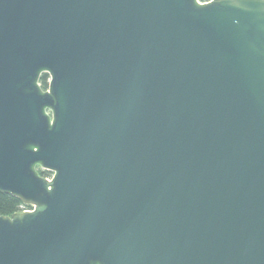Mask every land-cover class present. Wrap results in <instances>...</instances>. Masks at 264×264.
Masks as SVG:
<instances>
[{"label": "water", "instance_id": "water-1", "mask_svg": "<svg viewBox=\"0 0 264 264\" xmlns=\"http://www.w3.org/2000/svg\"><path fill=\"white\" fill-rule=\"evenodd\" d=\"M0 192V264H264V0H0Z\"/></svg>", "mask_w": 264, "mask_h": 264}, {"label": "trees", "instance_id": "trees-1", "mask_svg": "<svg viewBox=\"0 0 264 264\" xmlns=\"http://www.w3.org/2000/svg\"><path fill=\"white\" fill-rule=\"evenodd\" d=\"M206 1V0H201ZM48 80L49 75L47 73H44L40 78V83L42 88L47 89L48 88ZM40 174L44 177H51L52 172L48 170H43L41 168L38 169ZM31 207V205L24 203L20 198L9 194L0 192V214L1 215H11L18 211H23L24 208Z\"/></svg>", "mask_w": 264, "mask_h": 264}, {"label": "built area", "instance_id": "built-area-1", "mask_svg": "<svg viewBox=\"0 0 264 264\" xmlns=\"http://www.w3.org/2000/svg\"><path fill=\"white\" fill-rule=\"evenodd\" d=\"M30 205H32V204H30ZM33 208H34V206L32 205V208L26 207V208L23 209V211H30V210H33Z\"/></svg>", "mask_w": 264, "mask_h": 264}, {"label": "flooded vegetation", "instance_id": "flooded-vegetation-1", "mask_svg": "<svg viewBox=\"0 0 264 264\" xmlns=\"http://www.w3.org/2000/svg\"><path fill=\"white\" fill-rule=\"evenodd\" d=\"M27 204V203H26ZM30 205V204H29ZM31 207H32V205H31Z\"/></svg>", "mask_w": 264, "mask_h": 264}]
</instances>
